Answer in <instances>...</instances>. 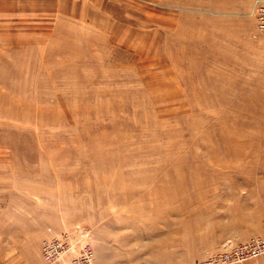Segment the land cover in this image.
<instances>
[{
    "label": "rangeland",
    "instance_id": "374dc122",
    "mask_svg": "<svg viewBox=\"0 0 264 264\" xmlns=\"http://www.w3.org/2000/svg\"><path fill=\"white\" fill-rule=\"evenodd\" d=\"M258 4L0 0V264L73 226L90 264L264 237Z\"/></svg>",
    "mask_w": 264,
    "mask_h": 264
},
{
    "label": "built area",
    "instance_id": "2783aa9c",
    "mask_svg": "<svg viewBox=\"0 0 264 264\" xmlns=\"http://www.w3.org/2000/svg\"><path fill=\"white\" fill-rule=\"evenodd\" d=\"M254 18L255 26L264 30V4L255 7ZM263 251V236L227 239L215 249L205 250L195 264H241ZM40 254L44 264H90L92 249L88 230L79 226L63 228L41 240Z\"/></svg>",
    "mask_w": 264,
    "mask_h": 264
},
{
    "label": "crops",
    "instance_id": "0c3cea01",
    "mask_svg": "<svg viewBox=\"0 0 264 264\" xmlns=\"http://www.w3.org/2000/svg\"><path fill=\"white\" fill-rule=\"evenodd\" d=\"M41 262H42V261H41V259L39 258L38 261L36 262V264H42ZM252 264H254V263H252ZM262 264H264V254H263V257H262Z\"/></svg>",
    "mask_w": 264,
    "mask_h": 264
}]
</instances>
